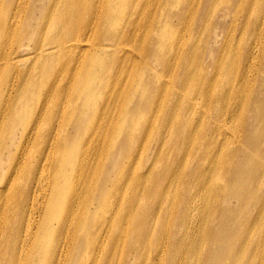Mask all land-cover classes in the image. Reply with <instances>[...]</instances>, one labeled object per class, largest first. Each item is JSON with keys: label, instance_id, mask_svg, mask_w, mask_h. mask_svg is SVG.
<instances>
[{"label": "bare ground", "instance_id": "1", "mask_svg": "<svg viewBox=\"0 0 264 264\" xmlns=\"http://www.w3.org/2000/svg\"><path fill=\"white\" fill-rule=\"evenodd\" d=\"M0 264H264V0H0Z\"/></svg>", "mask_w": 264, "mask_h": 264}]
</instances>
